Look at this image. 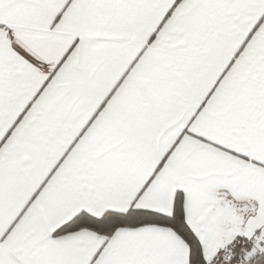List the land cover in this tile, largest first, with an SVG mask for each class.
<instances>
[{
  "label": "snow or ice",
  "instance_id": "1",
  "mask_svg": "<svg viewBox=\"0 0 264 264\" xmlns=\"http://www.w3.org/2000/svg\"><path fill=\"white\" fill-rule=\"evenodd\" d=\"M0 264H264V0H0Z\"/></svg>",
  "mask_w": 264,
  "mask_h": 264
}]
</instances>
